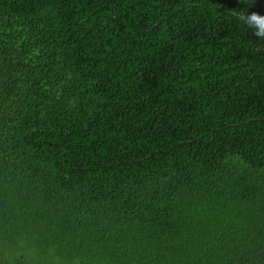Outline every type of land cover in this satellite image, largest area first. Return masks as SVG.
I'll return each instance as SVG.
<instances>
[{"label": "trees", "instance_id": "trees-1", "mask_svg": "<svg viewBox=\"0 0 264 264\" xmlns=\"http://www.w3.org/2000/svg\"><path fill=\"white\" fill-rule=\"evenodd\" d=\"M233 10L264 0H0V264H264V40Z\"/></svg>", "mask_w": 264, "mask_h": 264}, {"label": "clouds", "instance_id": "clouds-1", "mask_svg": "<svg viewBox=\"0 0 264 264\" xmlns=\"http://www.w3.org/2000/svg\"><path fill=\"white\" fill-rule=\"evenodd\" d=\"M242 2H245L250 7L254 0H252L251 5L247 3V0H242ZM232 14L236 16L244 26L253 29V34L258 39L264 40V15L256 12L249 14L247 10H233Z\"/></svg>", "mask_w": 264, "mask_h": 264}]
</instances>
